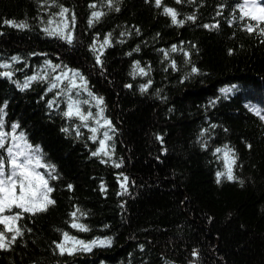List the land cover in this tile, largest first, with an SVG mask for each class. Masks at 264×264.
Instances as JSON below:
<instances>
[{
    "label": "trees",
    "instance_id": "1",
    "mask_svg": "<svg viewBox=\"0 0 264 264\" xmlns=\"http://www.w3.org/2000/svg\"><path fill=\"white\" fill-rule=\"evenodd\" d=\"M238 3L0 0V157L10 174L22 134L55 201L0 214L20 213L0 224V264H264V119L250 110L264 115V22ZM76 100L100 115L104 151L94 121L65 115ZM225 146L235 178L217 183Z\"/></svg>",
    "mask_w": 264,
    "mask_h": 264
},
{
    "label": "snow or ice",
    "instance_id": "2",
    "mask_svg": "<svg viewBox=\"0 0 264 264\" xmlns=\"http://www.w3.org/2000/svg\"><path fill=\"white\" fill-rule=\"evenodd\" d=\"M179 2V0H177ZM157 6H160L161 0H156ZM237 7L240 8L241 12L243 13L242 19L244 17H249L252 20L257 21V24L264 22V0H243V3H238ZM118 10V9H117ZM67 9L61 8V12L59 15L64 16V14L67 12ZM165 14H168L172 18V22L175 24L177 23V13L175 10L171 8H165L164 9ZM93 17L99 18L101 13L93 12ZM74 19V18H73ZM189 19H194L193 17H189ZM91 20L89 23L91 24ZM5 23L10 24L13 27H19V28H25L27 25L23 22L17 24L15 21H5ZM179 23H183V21H179ZM207 27V25H206ZM249 32H252L254 29L252 26H248L247 29ZM46 32L49 30L46 28ZM261 34H264V29H261ZM49 34H55V33H49ZM68 42L71 43V36L67 37ZM107 43V40L105 41ZM173 50L175 51V46H173ZM13 59H16L13 57ZM97 61L99 62V57H97ZM138 65V62H137ZM59 67V65H57ZM193 72L198 71L195 67L192 69ZM140 72L143 73L144 70L140 69ZM64 77H67V73L63 74ZM30 80H35L37 77L33 76L29 78ZM57 79H60V77H57ZM81 80H83V77H81ZM27 82L25 83L24 87H27ZM71 87L75 88V83H71ZM52 87H56L55 84L52 85ZM130 87V85H129ZM146 85L142 86V90H146ZM223 92H230L231 89H222ZM86 103V101H85ZM98 103H103L102 98H98ZM251 111H253L257 116H259L261 119H264V115H261V110L255 107L250 108ZM66 116L72 117V116H78L81 121H88L89 118L92 117V113L88 112L87 115L83 114L79 107H74L73 104H69L68 111L65 113ZM105 123L110 126L111 122L105 120ZM85 127H87V124H84ZM18 127V125H13V129ZM66 131V130H65ZM91 131L95 133L97 131L96 128H92ZM8 133L0 132V148L5 147V140L8 136ZM105 137L110 139L108 137L107 132H105ZM13 140H23V135L21 134L20 137L13 136ZM93 140L96 139L95 135L92 137ZM100 151H104V141H100ZM25 147H28L25 143ZM224 152V156L226 159V172H217V183H220V178L226 177L228 180H233L235 177L232 175V165L235 163V156L232 154L231 149H227ZM14 148L19 149L18 151L14 152ZM221 149L217 148L216 152H220ZM8 155L10 157V164H11V172L8 175H5L4 165L5 161L2 157H0V214L4 213L6 210L10 211L13 207L22 209L24 212H31L35 214L36 212L41 211H47V208L49 205L54 204L55 201L51 200L49 198V193L53 191L51 187H49L48 180L45 179L44 175L37 172V167H42L44 165H41L40 159L37 158L35 160V163L33 162V158L31 153L25 152L22 148H20V145H14L13 147L7 148ZM93 155H98V153H93ZM105 155H107V152H105ZM19 157H24L23 161L19 159ZM119 167V165H116ZM54 178V177H50ZM127 179V178H125ZM71 187V185H69ZM18 189V191H17ZM72 215L75 217L76 213H72ZM20 218V213H16L11 216H4L0 215V224H3L5 226V229L8 232L13 231V225L16 220ZM72 227L78 228L82 231H87V227L82 224H76L73 223ZM22 235V232L19 228L15 229V235L12 236L11 242H14L16 239V236ZM65 239H74L70 238L67 233L64 234ZM77 243L81 244L84 247V250H89L88 245H85L83 241H77ZM92 243H95L93 241ZM7 247L5 243V234L4 232H0V248ZM61 249V254L65 251H69V249L65 248L63 245H58Z\"/></svg>",
    "mask_w": 264,
    "mask_h": 264
},
{
    "label": "rangeland",
    "instance_id": "3",
    "mask_svg": "<svg viewBox=\"0 0 264 264\" xmlns=\"http://www.w3.org/2000/svg\"><path fill=\"white\" fill-rule=\"evenodd\" d=\"M55 25L57 26L58 29L64 30L67 27V20L65 18H63V19H61V21L57 22ZM66 73H67V77L69 79H71L70 82L71 83H75L74 80H73L74 78L72 76H68V72H66ZM63 74L60 75V77L63 76ZM80 104H81V102H79L78 100H76L74 102V107H79L80 110H81V112L83 114H85V115H87L88 112H91L92 113V117L89 118V119L92 120V121H94V128H96L98 130V135H101V141L102 140L104 141V150H105L107 148L108 143H109V139L106 138L105 135H104L105 132H107L106 129L102 128L100 130L101 126L104 124L103 121H102V119H101V117H100V115H97V114L94 115V113L91 110H85V111H83V108H82V106ZM107 135L109 137V134L108 133H107ZM16 137H20V136H16ZM25 143H26V145L28 147H25ZM17 144H19L20 145V148H22L25 152L31 153L33 160H36L37 158H39L38 155H37V153L33 151V147L31 146V144H29L26 140H24V139L23 140H19V139L13 140L12 141V144H11V147H13L14 145H17ZM18 150L19 149L14 148V152L15 151H18ZM19 159L21 161H23L24 157H19ZM33 162L35 163V161H33ZM37 172H39V171H37ZM39 173H41V172H39ZM70 241L71 242H75V240H73V239H71Z\"/></svg>",
    "mask_w": 264,
    "mask_h": 264
}]
</instances>
